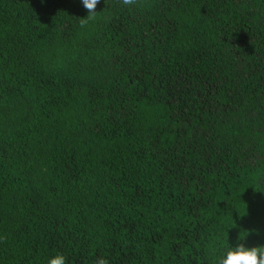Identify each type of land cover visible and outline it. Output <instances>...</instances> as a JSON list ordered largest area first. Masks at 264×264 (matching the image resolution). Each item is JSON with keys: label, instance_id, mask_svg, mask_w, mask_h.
Returning <instances> with one entry per match:
<instances>
[{"label": "trees", "instance_id": "16d2710c", "mask_svg": "<svg viewBox=\"0 0 264 264\" xmlns=\"http://www.w3.org/2000/svg\"><path fill=\"white\" fill-rule=\"evenodd\" d=\"M0 0V264H216L264 244V0Z\"/></svg>", "mask_w": 264, "mask_h": 264}, {"label": "clouds", "instance_id": "9594fccd", "mask_svg": "<svg viewBox=\"0 0 264 264\" xmlns=\"http://www.w3.org/2000/svg\"><path fill=\"white\" fill-rule=\"evenodd\" d=\"M80 2L87 13L81 20V26H84L95 18L98 12L96 8L101 0H80ZM121 2L125 7H134L137 4V0H121ZM248 235L249 233L241 234L235 244H230L228 239L218 254L216 264H264V244L248 246L242 242ZM46 264H68L67 256L57 251L48 257ZM95 264H110V262L106 257H100Z\"/></svg>", "mask_w": 264, "mask_h": 264}]
</instances>
